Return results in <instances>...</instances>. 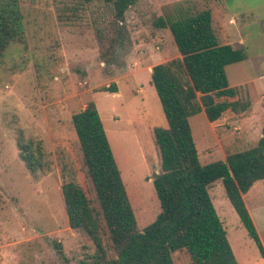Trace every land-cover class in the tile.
I'll list each match as a JSON object with an SVG mask.
<instances>
[{
  "label": "rangeland",
  "instance_id": "374dc122",
  "mask_svg": "<svg viewBox=\"0 0 264 264\" xmlns=\"http://www.w3.org/2000/svg\"><path fill=\"white\" fill-rule=\"evenodd\" d=\"M179 5L193 12L210 9L221 44L245 49L247 60L226 72L232 87L246 84L243 93L256 104L253 121L264 125V0H139L124 22L103 1L26 0V46L11 43L0 65V264H82L96 253L87 235L70 228L62 193L64 182L74 179L95 201L72 122L91 102L110 132L139 229L155 222L161 213L154 186L161 157L154 131L167 121L151 76L133 74L138 69L132 64L180 57L170 30L156 25ZM109 87L118 93L103 91ZM190 124L201 163L220 161V152L207 154L216 140L206 114ZM20 133L42 142L48 157L43 173L33 175L21 159ZM238 133L231 128L229 138L221 136L222 146L230 147ZM210 194L237 262L264 264L222 185ZM254 214L264 246V214Z\"/></svg>",
  "mask_w": 264,
  "mask_h": 264
},
{
  "label": "trees",
  "instance_id": "16d2710c",
  "mask_svg": "<svg viewBox=\"0 0 264 264\" xmlns=\"http://www.w3.org/2000/svg\"><path fill=\"white\" fill-rule=\"evenodd\" d=\"M59 1L81 5L103 1L113 5L115 17L124 22L126 12L139 0ZM22 3L26 0H0V65L11 43L26 46ZM156 25L170 30L180 53L155 65L151 75L167 121L166 128L154 131L161 157V171L154 179L161 213L139 229L103 121L96 104L89 103L73 115L72 122L95 201L74 179L62 187L70 228L87 235L96 246V253L82 264H239L210 194L219 183L264 257L243 199L264 181V129L257 146L203 165L190 124L202 112L214 123L227 111L240 114L251 108L244 86L231 88L226 72L247 60L245 49L221 44L210 9L193 12L179 5L174 13L158 18ZM103 91L118 92L116 87ZM17 146L33 175L45 171L48 157L41 141L20 133ZM181 254L186 259H180Z\"/></svg>",
  "mask_w": 264,
  "mask_h": 264
},
{
  "label": "crops",
  "instance_id": "0c3cea01",
  "mask_svg": "<svg viewBox=\"0 0 264 264\" xmlns=\"http://www.w3.org/2000/svg\"><path fill=\"white\" fill-rule=\"evenodd\" d=\"M159 63L162 62L154 63L152 59H144L139 61L138 63L135 62V65L132 64V66L136 67L138 70H136V72H134L133 74L136 75L138 73L147 71L148 74L151 76L153 67ZM241 86H246V84H242V85L240 84L233 87L230 85L231 88H236ZM140 92H142V90ZM232 100L234 99H229L228 101H232ZM255 105L256 104L252 102L251 108L247 112H243L240 114H237L233 111H227L220 120L214 123H210L207 119L210 130L212 132V136L216 140V145L214 146V149L210 153H207L208 155L214 154L215 152H220L218 153L221 156L220 161H226L228 153L243 152L252 147L257 146L260 139L263 137L264 125H259V123H257L256 121H253V118L255 117L256 114V111L254 109ZM97 109L103 121L108 139L110 140V136H109L110 132L106 128L105 119L102 116V111L98 106ZM231 128L235 129V131H239V133L234 137L232 145L230 144V147L224 148L222 146V142L225 140H221V136L224 137V139L229 138L231 136V134H229ZM217 143L218 145H221L220 146L221 149L219 147H216ZM241 148L242 150H235ZM243 199L249 211V214L254 222L256 230L257 232H259L258 234H260L259 228L257 226V222L254 218L255 215L254 212H256L257 214L259 212L260 213L263 212L264 214V181L257 182L251 188V190L243 196Z\"/></svg>",
  "mask_w": 264,
  "mask_h": 264
},
{
  "label": "bare ground",
  "instance_id": "6f19581e",
  "mask_svg": "<svg viewBox=\"0 0 264 264\" xmlns=\"http://www.w3.org/2000/svg\"><path fill=\"white\" fill-rule=\"evenodd\" d=\"M119 150H121L120 148H118L117 149V153H120V154H122L123 155V153H121ZM118 156H120L119 154H118ZM125 156V155H124ZM122 157V156H121ZM121 160V159H120ZM125 162H126V159H125ZM122 163V162H121ZM127 164V163H126ZM126 170V169H125ZM124 175V174H123Z\"/></svg>",
  "mask_w": 264,
  "mask_h": 264
}]
</instances>
